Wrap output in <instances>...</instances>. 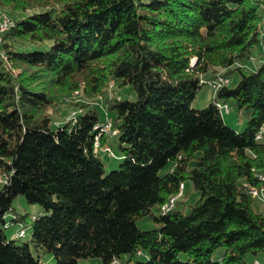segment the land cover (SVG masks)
Returning a JSON list of instances; mask_svg holds the SVG:
<instances>
[{"label": "trees", "instance_id": "16d2710c", "mask_svg": "<svg viewBox=\"0 0 264 264\" xmlns=\"http://www.w3.org/2000/svg\"><path fill=\"white\" fill-rule=\"evenodd\" d=\"M5 14L13 25L0 31V264H48L44 253L55 264H264V215L248 190L264 187V62L248 64L264 42V0H0ZM219 73L228 84L194 108L201 80ZM114 84L136 97L109 96ZM76 91L79 110L53 125L49 110ZM217 101L253 111L243 131ZM101 105L121 152L109 171L101 155L116 153L101 135ZM188 180L201 196L184 212ZM20 194L44 213L17 212ZM142 216L158 227H138Z\"/></svg>", "mask_w": 264, "mask_h": 264}, {"label": "rangeland", "instance_id": "374dc122", "mask_svg": "<svg viewBox=\"0 0 264 264\" xmlns=\"http://www.w3.org/2000/svg\"><path fill=\"white\" fill-rule=\"evenodd\" d=\"M259 11H261L260 8H259ZM2 12H5V11H2ZM5 13H7V12H5ZM5 20H7V23H5ZM1 21H2V23H1ZM12 25H13L12 18H10L7 14L0 17V31H4V30L8 29ZM253 54H254V57L252 59L251 58L248 59V64L250 66H258L262 62H264V42L260 43L259 46L254 48ZM218 75H223V74L219 73V74H217L211 78L208 76H205L204 79L205 80H212L214 78L217 79ZM237 75H238L237 72L231 73L230 85H233V83L238 79ZM223 77H224V75H223ZM225 77H227V76H225ZM77 92L78 91H76V95L74 93L70 97L64 95L63 96L64 101L57 104L55 107H53L49 110V111H51L52 115H54V118L56 117L55 118L56 121L52 122L53 125L63 124L68 118H70L71 116L74 115L75 111L79 110V109H77L78 107H76L73 104V102L78 101V99L81 97V95H78V94H80V92H78V93ZM108 93H109V96H111V97H115V95H117V97H120V98H129V99H134L136 97L135 90H133V88L131 87L130 84H123L122 86H118L117 84H114V86L109 88ZM214 93H215V89L211 84L203 83L201 88L197 92V95H196V97L192 103V106L194 108L206 107L207 105H209L212 102ZM102 96L103 95H100L97 98H100V103L102 105H105V103L103 102V98H101ZM102 105L100 107V111L102 113V116L104 118H108V119L112 120L111 118L113 117V113L111 111L106 112L105 109L102 108V107H104ZM222 113H223V116H224L227 124H229L231 127H233L234 129H236L238 131H243L245 129V126H246L248 120L251 118L253 111L251 109L239 110L237 107L231 106L230 111L228 113L225 110H223ZM108 135H110V134H108ZM111 136L112 135H110V137ZM261 141L264 142V135L261 138ZM110 143L113 145V146L112 145L111 146H112L114 152L116 153V158L109 157L105 154L101 155L102 161L104 162L107 171L117 168L120 161H121V152L117 149L116 144H115L112 137H111ZM172 164L173 163H169L168 166L162 170V173L169 170L172 167ZM0 180H1V177H0ZM2 185L3 184L0 183V189H1ZM185 186H186V188H185ZM185 186H184V188L186 191V196L183 198L184 199L183 203L179 204L178 208L184 212H188L191 208V205L194 204L200 198L201 195H200V192L194 188L193 183L190 180L186 181ZM184 188H183V192L181 193V195H179L178 198H176V200L173 203H171L172 208L175 206L177 200L183 195ZM13 205H14V208L16 209L17 212H19V213L27 212V214L30 216L33 214L40 215V214L44 213L42 206H40L39 204L28 203L25 200V197L21 194L17 195L14 198ZM253 208L255 211L260 212L264 215V193L263 192L259 196L254 197ZM154 211L156 214L158 213L157 207H154ZM136 223H137L138 227H140L142 229H153V228L158 227V223L154 220V218H152L150 216H142L136 220ZM20 226H22L21 223H19V227ZM19 227H17V228H19ZM25 228H26V235L24 237H20L18 239V243L27 242L31 237V234L33 231L32 225L31 224L26 225ZM14 230H17V229H14ZM7 232H8V234H10L9 229L7 230ZM220 251H224V249H220ZM126 257H127V255H125V254L122 255L121 260H124ZM252 257H253L252 254H248L247 258H248V260H251ZM258 257H259V259H262L263 255H260ZM42 260L44 262H46V260H47L48 264H55V259L51 253L42 254ZM78 264H102V263L98 257H87V258H80L78 260Z\"/></svg>", "mask_w": 264, "mask_h": 264}, {"label": "bare ground", "instance_id": "6f19581e", "mask_svg": "<svg viewBox=\"0 0 264 264\" xmlns=\"http://www.w3.org/2000/svg\"><path fill=\"white\" fill-rule=\"evenodd\" d=\"M263 17V22H264V16H262ZM5 23H7V20H5ZM218 76H221V77H217V79L216 78H214V79H212V80H205L204 78L201 80V82L202 83H204V81L203 80H205L206 81V83H209V84H211L213 87H214V89L215 90H217L218 88H219V86H216V84H222V86L224 85V84H227L228 82H229V79H228V77H223V75H218ZM224 80V81H223ZM216 104H217V106L220 108V109H222V110H225V111H227V113L229 112V106H228V104H226V103H223V102H221V101H217L216 102ZM226 108V109H225ZM222 112V111H221ZM111 121V123H106V124H101L100 125V127H101V135L102 134H110V135H113V121L112 120H110ZM115 130V129H114ZM98 136V135H97ZM103 136V135H102ZM108 136V135H107ZM101 140L99 139V137H96V142H95V144H96V146H98V147H101V148H103L104 149V147L105 146H103L104 144H102V146L100 145V142ZM106 146H107V149H111V146H109V145H107L106 144ZM98 150V149H97ZM103 151V150H102ZM102 153V152H101ZM259 177L262 179V180H264V175H259ZM183 188H184V184L182 183L181 185H180V190H179V192H177L176 194H174V195H171L170 196V198H169V200L167 201V202H165L164 204H161V206H160V211L161 212H165L166 210L167 211H169L170 209H172V206H171V203L172 202H174L175 200H176V198H178V196L179 195H181V193L183 192ZM262 188L263 187H261V188H257V187H255V186H250V187H248V190H249V192L252 194V195H254V196H259L260 194H261V192H262ZM20 235H22L23 234V231H21L20 233H19Z\"/></svg>", "mask_w": 264, "mask_h": 264}, {"label": "built area", "instance_id": "2783aa9c", "mask_svg": "<svg viewBox=\"0 0 264 264\" xmlns=\"http://www.w3.org/2000/svg\"><path fill=\"white\" fill-rule=\"evenodd\" d=\"M10 21V20H9ZM2 23V21H1ZM217 77H221V76H217ZM204 83H206L205 80H203ZM224 81V80H223ZM216 86H222V84H216ZM106 123H111L110 119L106 118V121L102 124H106ZM104 150L108 151L111 155H113L112 149H107V146L105 145ZM173 203V202H172ZM167 211V210H166ZM21 232V231H20ZM255 264H261L260 262H258L257 260L254 262ZM110 264H116V262L110 263Z\"/></svg>", "mask_w": 264, "mask_h": 264}, {"label": "crops", "instance_id": "0c3cea01", "mask_svg": "<svg viewBox=\"0 0 264 264\" xmlns=\"http://www.w3.org/2000/svg\"><path fill=\"white\" fill-rule=\"evenodd\" d=\"M262 192L264 193V187L262 188ZM262 192H261V193H262Z\"/></svg>", "mask_w": 264, "mask_h": 264}]
</instances>
